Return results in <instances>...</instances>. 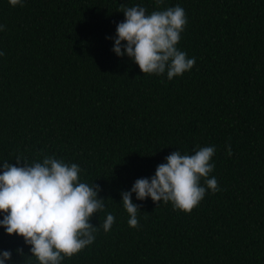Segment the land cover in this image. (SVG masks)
<instances>
[{"label":"trees","instance_id":"16d2710c","mask_svg":"<svg viewBox=\"0 0 264 264\" xmlns=\"http://www.w3.org/2000/svg\"><path fill=\"white\" fill-rule=\"evenodd\" d=\"M22 5L0 0V173L4 162L52 157L77 164L80 182L98 185L104 200L89 221L94 241L61 264H264V0ZM121 5L146 15L182 7L176 47L195 58L192 69L168 80L117 57ZM205 146L216 149L208 178L219 190L190 213L133 193L139 226L129 227L121 193L172 152ZM109 213L115 221L104 232ZM30 247L0 227V252H12L5 264H38Z\"/></svg>","mask_w":264,"mask_h":264},{"label":"clouds","instance_id":"9594fccd","mask_svg":"<svg viewBox=\"0 0 264 264\" xmlns=\"http://www.w3.org/2000/svg\"><path fill=\"white\" fill-rule=\"evenodd\" d=\"M13 7L22 0H8ZM163 0H156L159 7ZM124 20L116 25L112 51L117 57L128 56L143 74L161 75L167 79L181 76L195 65V58L177 49L181 33L187 23L185 11L179 5L146 15L140 6L124 7ZM4 26L0 25V30ZM122 42H124L122 44ZM4 53L0 52V55ZM194 154L174 151L166 162L156 167L151 178L137 179L129 191L121 193L122 204L129 215V227L139 226V206L132 202V194L143 201L171 203L173 210L190 213L204 198L207 191L219 190L215 177L208 178L214 169L210 163L215 146H205ZM229 156L230 145H226ZM17 165L21 160L16 159ZM80 167L52 157L42 162L23 166L3 163L0 173V227L9 236L22 237L30 245L32 257L38 264H61L90 245L99 229L89 221L93 214L103 210L104 200L98 199L100 188L80 182ZM204 178V185L200 181ZM115 217L109 213L102 224L108 232ZM24 255L22 249H16ZM12 252H0V264L11 260Z\"/></svg>","mask_w":264,"mask_h":264}]
</instances>
